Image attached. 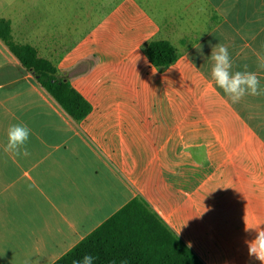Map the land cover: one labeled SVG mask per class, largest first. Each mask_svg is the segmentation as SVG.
I'll use <instances>...</instances> for the list:
<instances>
[{"label": "crops", "instance_id": "crops-1", "mask_svg": "<svg viewBox=\"0 0 264 264\" xmlns=\"http://www.w3.org/2000/svg\"><path fill=\"white\" fill-rule=\"evenodd\" d=\"M68 1L0 0L14 42L35 48L93 108L75 122L0 39V264H55L136 198L186 243L176 225L196 215L207 186L209 198L240 181L242 200L258 208L264 94L233 103L210 57L226 45L231 71L246 65L264 88V0H108L73 43L70 18L91 20L102 3L71 2L69 18ZM158 41L178 53L161 70L145 51ZM15 124L31 130L27 156L4 151Z\"/></svg>", "mask_w": 264, "mask_h": 264}, {"label": "trees", "instance_id": "trees-1", "mask_svg": "<svg viewBox=\"0 0 264 264\" xmlns=\"http://www.w3.org/2000/svg\"><path fill=\"white\" fill-rule=\"evenodd\" d=\"M11 32V24L0 21V39L22 66L75 122L84 121L92 113L91 104L35 48L16 44ZM145 51L159 70L178 60L168 42H151ZM86 254L94 257V264H206L143 198L128 203L55 264H73Z\"/></svg>", "mask_w": 264, "mask_h": 264}, {"label": "rangeland", "instance_id": "rangeland-1", "mask_svg": "<svg viewBox=\"0 0 264 264\" xmlns=\"http://www.w3.org/2000/svg\"><path fill=\"white\" fill-rule=\"evenodd\" d=\"M75 1H68L70 5L69 18L76 12L75 5L71 4ZM83 1L85 6L94 3H92V0ZM99 1L102 3V7L94 8L97 13L96 17L91 18V20L87 17L79 20V17H76V19L70 18V30L76 33L71 43L87 34V31L96 24L98 18H103L110 10L108 0ZM88 13L91 14V12L86 11V14ZM76 29H78L77 32ZM228 170H230V175L236 177L242 174L243 167L241 164H229ZM232 170H235V172L232 173ZM247 171V168H245L243 175L248 174ZM261 174H264V168L255 169V175H257L260 184L255 186L257 190L256 193H253H255L257 199L253 204L258 208L249 207L248 202L242 200L243 197L246 199L249 193L242 194L244 185L240 181H233V184L228 185V190H214L215 192L211 193L209 198L207 186L197 195L196 215L190 221L176 225L178 233L185 238L206 264H259L258 261L249 258L245 241L254 237L256 228L259 226L264 228V199L263 197L260 200L258 199L259 196H264V190H262L264 178L260 177ZM237 198L240 199L238 202ZM221 205L225 207L220 209ZM243 205L246 207H243ZM245 223L253 230L246 232Z\"/></svg>", "mask_w": 264, "mask_h": 264}, {"label": "clouds", "instance_id": "clouds-1", "mask_svg": "<svg viewBox=\"0 0 264 264\" xmlns=\"http://www.w3.org/2000/svg\"><path fill=\"white\" fill-rule=\"evenodd\" d=\"M211 60L213 66L211 77L216 85L230 98L233 103L240 102L246 95L258 96L264 94V88L260 86V80L256 72L247 70L232 72V63L228 47L217 43L212 47ZM30 129L25 124H15L9 127L7 132V144L5 152H11L16 156H27V142L30 136ZM253 230L245 223V231ZM255 235L251 240H246L245 245L248 256L259 264H264V228L259 226L255 230ZM73 264H94L92 255H84L81 260L74 261Z\"/></svg>", "mask_w": 264, "mask_h": 264}]
</instances>
